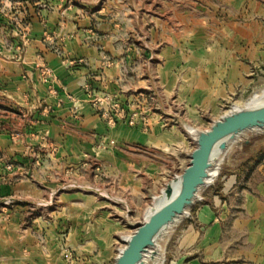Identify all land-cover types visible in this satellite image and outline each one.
Instances as JSON below:
<instances>
[{"label": "crops", "instance_id": "obj_1", "mask_svg": "<svg viewBox=\"0 0 264 264\" xmlns=\"http://www.w3.org/2000/svg\"><path fill=\"white\" fill-rule=\"evenodd\" d=\"M15 1L27 8V19L17 33ZM41 1L0 0V141L6 142L0 147L14 149L8 132L19 118L21 123L32 118L29 123L34 128L55 132L61 152L58 159L69 164L80 149L92 148L95 134L106 129L90 102L92 95L106 94L118 105L115 111L120 118L108 128L110 132L135 133L140 130L139 91L152 89V107H145L148 103L142 99V110L151 118L149 131L166 132L158 121L157 111H161L167 123L179 120L184 133L186 116L195 118L200 110L211 117V123L223 113L221 102L242 100L250 90L264 85V16L248 18L245 30L230 29L226 42L218 38L214 46H200L194 58L191 50L182 56H164L156 77L148 74L150 58L142 61L143 72L139 71V46L124 42L122 32L100 15L76 5L65 7L62 2L45 10ZM250 21L256 29L250 28ZM41 67L49 70L46 80L40 79ZM170 105L181 107L185 116L170 114ZM133 113L134 125L127 122ZM230 151L220 163L218 178L173 230L166 250L168 264H264V156L245 168L239 167L246 164L242 160L228 158ZM32 182L28 190L37 191L33 188L37 183ZM8 188L10 193L13 188ZM33 241L24 238L17 253L11 247L13 261L9 259L8 264L114 261L108 248L95 256L88 254L90 243L76 244L74 260L63 257L57 245L49 249Z\"/></svg>", "mask_w": 264, "mask_h": 264}, {"label": "rangeland", "instance_id": "obj_2", "mask_svg": "<svg viewBox=\"0 0 264 264\" xmlns=\"http://www.w3.org/2000/svg\"><path fill=\"white\" fill-rule=\"evenodd\" d=\"M61 2L65 7L80 6L115 25L124 42L139 46V71L143 72L142 61L150 58L152 68L148 74L156 77L159 60L164 56H182L191 50L194 58L199 54L194 51L200 46H214L218 38H226V42L230 29L245 30L248 18L264 16V0H42L40 6L52 10ZM15 3L17 33L27 19V8L21 1ZM250 28L256 29V25L251 24ZM39 75L44 79L43 67ZM263 90L264 85L250 90L242 100H224L220 110L224 113L231 105H241ZM153 98L152 89L139 91L140 130L128 133L108 130L120 118L118 112L109 111L113 101L106 94L92 95V104L95 99L102 101L97 112L106 129L95 134L92 148L80 149L77 159L69 164L58 159L61 152L55 145V132L34 128L29 123L34 121L32 118L23 123L19 121L22 118L16 120L14 130L8 132L15 148L0 147V264L13 261L9 250L12 247V252L17 253L24 238L37 240L49 249L57 245L63 257L74 260L79 243H90L88 254L94 256L105 248L116 255L123 246L122 238L142 220L153 197L187 165V154L193 148L180 129L181 122L174 118L167 123L161 111H157L161 115L158 121L166 132L149 131L151 118L145 115L146 109L142 110V99L148 103L145 107H152ZM168 111L185 116L177 105H170ZM133 115L127 121L132 125L136 124ZM196 117L186 116L185 122L196 127L209 125L211 117L207 113L198 110ZM247 140L233 145L228 154V158L246 163L239 167L247 168V163L255 162L264 150L260 146L264 144V134ZM40 142L47 145L40 147ZM40 178H47L46 182L41 183ZM29 181L37 183L33 184L37 191L28 190ZM8 186L15 188L14 192L10 189L9 193ZM41 188L45 190L40 193ZM172 232L160 242L163 251L157 250L163 257L162 264L170 263L166 250Z\"/></svg>", "mask_w": 264, "mask_h": 264}, {"label": "water", "instance_id": "obj_3", "mask_svg": "<svg viewBox=\"0 0 264 264\" xmlns=\"http://www.w3.org/2000/svg\"><path fill=\"white\" fill-rule=\"evenodd\" d=\"M235 104L232 109L211 121L208 128L201 129L182 125L193 143L187 154V165L166 182L159 194L162 202L152 203L144 212L142 220L134 224L132 233L122 238L123 246L117 250L113 264H146L149 251L152 255L165 236L189 214L193 205L201 199V193L214 180L210 176L219 167V161L238 143L264 134V101ZM223 161V160H222ZM210 180V181H209Z\"/></svg>", "mask_w": 264, "mask_h": 264}, {"label": "bare ground", "instance_id": "obj_4", "mask_svg": "<svg viewBox=\"0 0 264 264\" xmlns=\"http://www.w3.org/2000/svg\"><path fill=\"white\" fill-rule=\"evenodd\" d=\"M264 101V90L261 91L260 93H256L254 94L251 99L249 100V103H261ZM222 161V160H221ZM221 161H219V164L221 163ZM219 173V167H216L212 173H211V180L217 178V175ZM210 181V180H209ZM162 202V198L161 197H155L154 199V206H158L160 203ZM157 250L163 251V249H161V245L159 243ZM158 253V254H157ZM145 260L147 261L146 264H162L163 262V257H161V254L156 251L154 255H152L151 251H149L145 257Z\"/></svg>", "mask_w": 264, "mask_h": 264}, {"label": "built area", "instance_id": "obj_5", "mask_svg": "<svg viewBox=\"0 0 264 264\" xmlns=\"http://www.w3.org/2000/svg\"><path fill=\"white\" fill-rule=\"evenodd\" d=\"M44 73H45V78H44V79L46 80V77H47L48 74H49V70H48V69H45V70H44ZM101 104H102V101H101L100 99H95L94 102H93V105H94L97 109H100L99 105H101ZM234 105H235V104L231 105L230 108L227 109V110H225V111H228V110L232 109ZM117 106H118V105H116V103H113V102H112V104H111L110 107H109V111H110V112L115 111V109L117 108ZM105 111H107V110H105ZM133 116H134V115H133ZM110 120H111V117H110ZM111 122H112V120H111ZM130 123L133 124L132 122H130ZM120 248H121V247H120ZM118 249H119V248H118ZM118 249H117V250H118Z\"/></svg>", "mask_w": 264, "mask_h": 264}, {"label": "trees", "instance_id": "obj_6", "mask_svg": "<svg viewBox=\"0 0 264 264\" xmlns=\"http://www.w3.org/2000/svg\"><path fill=\"white\" fill-rule=\"evenodd\" d=\"M264 156V150L257 156L256 162H259V160Z\"/></svg>", "mask_w": 264, "mask_h": 264}]
</instances>
